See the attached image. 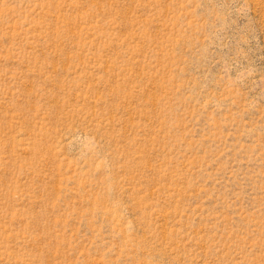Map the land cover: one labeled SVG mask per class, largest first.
Returning a JSON list of instances; mask_svg holds the SVG:
<instances>
[{
  "label": "rangeland",
  "instance_id": "rangeland-1",
  "mask_svg": "<svg viewBox=\"0 0 264 264\" xmlns=\"http://www.w3.org/2000/svg\"><path fill=\"white\" fill-rule=\"evenodd\" d=\"M0 264H264V0H0Z\"/></svg>",
  "mask_w": 264,
  "mask_h": 264
}]
</instances>
